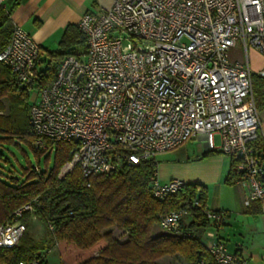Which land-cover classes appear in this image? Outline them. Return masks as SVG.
<instances>
[{
    "label": "built area",
    "instance_id": "built-area-1",
    "mask_svg": "<svg viewBox=\"0 0 264 264\" xmlns=\"http://www.w3.org/2000/svg\"><path fill=\"white\" fill-rule=\"evenodd\" d=\"M77 25L86 50L65 56L47 85L39 74L40 47L19 25L0 52V63L28 96L33 92L34 148L75 146L58 178L75 167L91 178L136 166L200 136L209 151L234 160L244 204L258 203L264 215V162L252 146L260 120L247 62L248 49L264 56V0H115L109 9L85 13ZM238 43L245 61L230 59ZM184 186L162 183L154 173L150 189L163 200ZM191 206L200 207L196 200ZM31 209L23 207L0 226V250L18 244L26 230L18 218ZM202 211L212 263L248 264L216 239L228 214ZM185 215L184 209L171 211L159 226L180 233Z\"/></svg>",
    "mask_w": 264,
    "mask_h": 264
},
{
    "label": "trees",
    "instance_id": "trees-1",
    "mask_svg": "<svg viewBox=\"0 0 264 264\" xmlns=\"http://www.w3.org/2000/svg\"><path fill=\"white\" fill-rule=\"evenodd\" d=\"M22 1L13 0L10 7L0 5V52L12 32L11 14ZM45 50L48 61L39 73L42 85L53 79L65 56H80L85 52L86 38L78 25H68L56 49ZM251 84L256 108L261 110L264 101L259 102V98H264V81H256L252 75ZM27 97L9 69L0 63V144L16 145L15 141L20 140L31 147L37 158L47 152V158L52 152L55 155L50 170L29 166L20 172V178H0V226L12 222L15 213L23 207L32 208L18 218L26 230L17 245L0 250V264L33 261L50 264L46 255L55 246L60 255L57 264H159L160 259L175 255L189 264L201 261L213 264L200 239L208 226L202 211L206 202L204 187L185 184L180 191L163 200L154 198L150 184L157 173L155 160L91 178H84L75 167L59 179V170L71 160L75 146L69 142H47V150L34 148L36 137L29 123L30 107L24 108L23 121L15 117V107ZM3 99L8 101L6 115L3 114ZM252 146L261 153L264 162V140L259 134ZM6 161L0 151V162ZM233 162L225 180L231 185L236 182ZM193 200L198 201L199 208L191 206ZM178 209L185 210L188 223L181 226L180 233L163 231L159 226L160 218ZM247 209L256 213L260 206L254 202ZM33 218L44 225L46 240L38 241L28 232ZM113 227L121 232L117 238L109 231Z\"/></svg>",
    "mask_w": 264,
    "mask_h": 264
},
{
    "label": "crops",
    "instance_id": "crops-1",
    "mask_svg": "<svg viewBox=\"0 0 264 264\" xmlns=\"http://www.w3.org/2000/svg\"><path fill=\"white\" fill-rule=\"evenodd\" d=\"M114 1L23 0L12 12L11 23L12 26L19 25L33 38L39 45L43 57L46 55L45 49L50 51L56 49L66 26L77 25L85 13L109 9ZM12 3L13 0H5L3 5L10 7ZM239 49L243 51L240 45ZM247 62L254 80L264 81V56L248 49ZM262 101L264 98L260 97L259 102ZM2 104L6 109L5 101H2ZM258 115L259 135L264 140V108L258 110ZM197 142L201 145H196ZM170 153L160 154L155 158L156 162L159 161L157 176L160 182L179 180L184 184L204 187L205 206L209 210L224 211L228 214L218 227L216 239L225 245L229 253L239 255L248 264H264V215L260 211L256 213L247 211L244 204L246 193L244 187L237 183L231 185L225 182L231 170L232 159L218 152L209 151L203 137L200 136ZM159 158L163 161L158 160ZM185 216L189 220V217ZM207 230L209 225L203 230L200 238L205 246L210 243V239L205 235ZM158 263L189 264L178 255L164 257Z\"/></svg>",
    "mask_w": 264,
    "mask_h": 264
},
{
    "label": "rangeland",
    "instance_id": "rangeland-1",
    "mask_svg": "<svg viewBox=\"0 0 264 264\" xmlns=\"http://www.w3.org/2000/svg\"><path fill=\"white\" fill-rule=\"evenodd\" d=\"M44 57V58H43ZM41 57L42 64H40L41 69H44L46 67V63L48 61L47 56ZM43 58V59H42ZM230 58H235L236 60H243L245 61V55L243 51L239 49V43L237 44L236 48L230 52ZM46 60V61H44ZM54 62L51 64V66H54ZM32 97L33 92L30 94L26 100H23V102L19 103L17 107H15V117L23 121L24 119V108L30 107L32 104ZM6 104V109H4L3 114H7V107H8V101L6 99H3ZM16 145H1L0 144V151L4 154L5 158L7 159L6 162H0V178L1 179H7L11 176L20 178V172L25 169L26 167H33V168H39L40 170H45L46 167L48 170L52 169L54 166V153H45V155H39L37 156L32 151L31 147L20 141H15ZM216 144H218V140L216 138ZM196 145H201L199 142L196 143ZM163 154H171L170 152H166ZM47 159V160H46ZM160 161H163L162 159H158ZM159 161H157L158 163ZM169 181V180H168ZM167 182V181H166ZM184 224L188 223V219H186V216L183 218ZM187 222V223H186ZM109 231L112 233L114 237H119L121 232L116 228L113 227L109 229ZM28 232L32 237L36 240L44 241L48 238L47 232L45 230L44 225L38 220V219H32L30 228L28 229ZM58 251V247H53L46 255L47 260L50 262V264H57L60 261V255L56 252Z\"/></svg>",
    "mask_w": 264,
    "mask_h": 264
}]
</instances>
